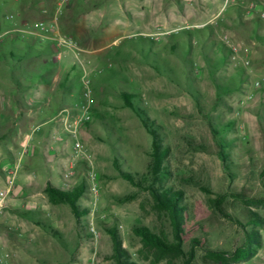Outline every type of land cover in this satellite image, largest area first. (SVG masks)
<instances>
[{
    "label": "rangeland",
    "instance_id": "rangeland-1",
    "mask_svg": "<svg viewBox=\"0 0 264 264\" xmlns=\"http://www.w3.org/2000/svg\"><path fill=\"white\" fill-rule=\"evenodd\" d=\"M238 1L0 0V192L14 179L0 209V264H117L110 228L138 264H226L245 246L244 226L251 231L255 215L264 221V205L256 202L264 199V91L255 86L264 80V20L248 14V5L261 0H241L242 8ZM40 22L71 39L73 48L58 50L23 32ZM223 43L235 57L227 70H212L210 58L225 67L216 47ZM85 71L94 102L91 120L79 126L78 152L61 116L82 118ZM219 76L232 91L219 94ZM123 91L138 94L169 148L160 181L150 169L152 137L124 106ZM214 127L223 130L220 137ZM221 144L229 146V171ZM116 157L142 187L120 177ZM72 167L75 176L65 180ZM49 182L62 190L87 184L80 204L91 213L83 227L69 206L49 202ZM153 184L183 192L187 256L159 255L134 231L147 227L175 243L170 215L149 190ZM222 194L228 197L218 208ZM258 232L262 245L241 264H264V222Z\"/></svg>",
    "mask_w": 264,
    "mask_h": 264
},
{
    "label": "trees",
    "instance_id": "trees-1",
    "mask_svg": "<svg viewBox=\"0 0 264 264\" xmlns=\"http://www.w3.org/2000/svg\"><path fill=\"white\" fill-rule=\"evenodd\" d=\"M237 6L239 8L243 7V3L241 0L237 2ZM258 20L255 21L257 25L260 24V21H262L260 18H257ZM242 17L239 15L238 19L235 20V23L240 24L242 23ZM2 24H1V16H0V30H1ZM230 27V26H229ZM208 32L210 33V29H208ZM257 37L258 32H257ZM204 38V37H203ZM176 45H173L172 49H175ZM219 47L221 50L222 56L225 60V67H217L216 63L214 62V59L210 58L208 59V65L210 69L218 71V70H227V63L232 62V60L235 57V52L233 49H231L227 44L223 43ZM32 49V48H31ZM34 51V50H33ZM40 51L38 49L35 50V55H39ZM241 73H238L243 77L244 70H241ZM222 80V78L217 77L215 79V85L217 87V90L219 94H224L226 92L232 91V88H226L223 86L219 81ZM227 83H231L228 81ZM246 84V83H244ZM233 90H235L233 88ZM121 99L123 101V104L126 108L131 109L141 120L143 127L146 129V131L151 135L152 137V147H151V174L157 178V181H160V175H162L165 172H162L165 169V159L169 155V148L164 147L162 137L160 136L156 123L151 120L149 114L146 112V110L140 106L136 98H138V94L123 91L121 92ZM223 130H219L217 128H213V132L216 136H221ZM222 147V153H220V157L224 163H226L227 155L226 149L229 148V146L225 144L220 145ZM226 163V169L229 171L230 169L227 167ZM114 166L116 167L119 175L124 180L128 181L131 185L134 187H142L143 182L138 180L134 174L131 172H128L122 168V164L119 157H116L114 159ZM165 171V170H164ZM262 176H264V170L262 171ZM200 189L204 191L207 194H212V191L205 188L204 186L199 185ZM88 186L86 183H82L79 186H76L74 188H70L68 190H62L61 188H58L54 186L52 183H47L46 187L44 188V193L48 197L49 202L54 206L59 205H67L71 208L72 213L74 216L78 219L79 224L81 227L82 225V218L85 216H88L91 213V210L81 206L80 202L82 201V198L86 197ZM149 190L152 193V196L154 198L156 206L160 210L167 211L171 218V223L174 231V239L175 243L170 244L162 237L156 235L153 233L149 228L147 227H137L134 229L137 236L141 238V241L143 242L144 246L154 252H156L159 255L163 254H170V253H176L182 256H187L186 253L183 250V245L185 243L184 240V234H185V221H186V208L184 204V198H183V192L181 191H174L171 189H166L159 187L157 188L154 184L149 186ZM228 197V194H222L215 198V201L217 203L218 208L225 202L226 198ZM259 205H264V199L257 200L256 201ZM222 211V210H221ZM264 221L259 216H254L250 219L248 222V226L252 228L251 231L247 228V226H244L246 231V241L245 246L239 250H236L234 253L230 254L228 260L225 262L226 264H241L242 262L248 260L251 258L252 253L254 252L253 247H258L262 245L261 241V235L258 232V229L260 228V224H262ZM107 232L110 234L111 239L113 241L114 246V258L116 259L117 264H138L136 263L131 257L128 256L126 253V250L122 247V241L118 232L117 228H110L107 229ZM55 234V233H54ZM195 243H200L196 240H193ZM194 249V246L192 247ZM192 253H190L191 255ZM226 255V253H223ZM190 260L188 259V263ZM233 262V263H230Z\"/></svg>",
    "mask_w": 264,
    "mask_h": 264
},
{
    "label": "built area",
    "instance_id": "built-area-1",
    "mask_svg": "<svg viewBox=\"0 0 264 264\" xmlns=\"http://www.w3.org/2000/svg\"><path fill=\"white\" fill-rule=\"evenodd\" d=\"M63 3H68L69 0H61ZM229 1V0H227ZM44 13H48V10H44ZM248 14H255L258 15L261 19L264 20V0L261 1H253L248 5ZM13 16H9L7 19H12ZM28 33L34 37H37L44 41H53L56 44V48L58 50H65L73 48V41L67 37H63L55 32L53 28L48 27L47 23L40 22L30 27L29 30L23 31ZM248 64V63H247ZM82 86H83V97L85 103L83 105V116L80 120L73 119L71 116H61L63 123L65 124V129L68 135L76 141L75 143V150L78 152L83 151V146L79 140V126L80 124L85 121L89 122L91 120V106L93 104V90H92V82L85 71V74L82 78ZM258 89H262L264 91V80H258L255 84ZM85 161L89 164H92L94 158L90 154H85ZM89 178L93 184L97 181V175L94 171L93 167H89ZM75 176V169L72 167L64 172L65 180H70ZM14 191V179H11L7 184V188L0 192V209L3 208L4 202L7 198L12 195ZM98 206L95 204V210H97ZM94 231V229L92 230Z\"/></svg>",
    "mask_w": 264,
    "mask_h": 264
},
{
    "label": "crops",
    "instance_id": "crops-1",
    "mask_svg": "<svg viewBox=\"0 0 264 264\" xmlns=\"http://www.w3.org/2000/svg\"><path fill=\"white\" fill-rule=\"evenodd\" d=\"M42 42V41H41ZM44 43H46L47 45H52V44H49V43H51V42H44ZM52 121H53V119H52ZM61 122H62V124H63V129L66 131V129H65V124L63 123V120L61 119ZM59 132V131H58ZM26 139H28V137L26 138ZM59 140L60 141H62V137L60 136V138H59ZM27 142H26V140H25V142H24V145L26 144Z\"/></svg>",
    "mask_w": 264,
    "mask_h": 264
}]
</instances>
